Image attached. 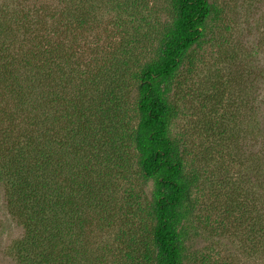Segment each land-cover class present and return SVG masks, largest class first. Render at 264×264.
I'll list each match as a JSON object with an SVG mask.
<instances>
[{
	"label": "rangeland",
	"instance_id": "rangeland-1",
	"mask_svg": "<svg viewBox=\"0 0 264 264\" xmlns=\"http://www.w3.org/2000/svg\"><path fill=\"white\" fill-rule=\"evenodd\" d=\"M210 1L217 15L208 19L205 36L190 53L192 63L185 61L170 92L175 107L170 136L179 141L185 172L195 175L190 193L193 209L182 221L188 252L185 264H264V0ZM171 3L172 0H0V47H5L8 57L13 53L19 57L18 47L26 50L31 37L58 42L69 26L63 49L52 54V62L62 63L70 47L76 54L68 62L78 72L93 65V55L118 53L125 47L144 61L153 56L164 28L172 20ZM59 11L71 14L72 20L59 17ZM25 13L29 31H25ZM56 65H48L50 75L42 77L44 84L54 81L56 75H64ZM79 79L80 76L73 81L75 86ZM59 83L63 86L62 81ZM31 84L32 87L27 82L17 95L0 86L1 162L9 164L10 154L24 142L17 138L24 137V133H42L52 145L51 151L55 150L46 168L48 175L66 192L69 186L74 191L70 181L73 168L68 169V160L74 155L68 145L59 149L53 140L56 137L52 129L62 124L48 121L49 107L43 113L44 109H33L30 103L22 102L34 96L38 100L40 86ZM53 88L46 86L47 90ZM70 93L76 95L73 88ZM86 93L93 95L94 90ZM130 113L134 124L133 107ZM24 150L27 152L23 156L30 161L36 149L29 146ZM23 156L12 164L24 162ZM59 156L66 160L63 169L59 165L63 161L56 160ZM131 159L130 172L114 176L111 194L105 196L109 212L114 214L111 223H103L104 211L98 214L96 209H89L86 213L93 224L85 225L78 235L65 234L62 243H84L92 257L105 255V264H112L108 247L115 241L118 226L131 220L136 231L146 234L145 212L140 211L145 219L132 216L129 208L125 214V201H130L126 190L143 207L154 181L141 179L136 158ZM32 161L39 159L35 156ZM6 179L3 173L0 264H22L14 245L25 229L21 218L10 212ZM131 211L138 212L135 208Z\"/></svg>",
	"mask_w": 264,
	"mask_h": 264
},
{
	"label": "trees",
	"instance_id": "trees-1",
	"mask_svg": "<svg viewBox=\"0 0 264 264\" xmlns=\"http://www.w3.org/2000/svg\"><path fill=\"white\" fill-rule=\"evenodd\" d=\"M171 5L172 20L164 28L153 56L144 61L125 47L122 52L93 55V65H85L87 69L78 72L68 62L76 54L70 47L62 63L52 62V54L63 49L69 26L58 42L46 37L41 42L31 37L26 50L18 47L19 57L15 53L8 57L5 47H0V54H5L0 55V86L13 95L20 94L27 82L31 87L32 82L37 88L40 86L37 101L34 96L33 100L29 97L22 102L30 103L33 109H44L43 113L46 108L51 109L48 121L62 124L52 129L56 137L53 140L60 145L59 149L68 145L74 155L68 160L71 163L68 169L73 168L70 181L75 189L69 186L68 192L53 183L46 171L55 150L51 151L52 145L42 133L27 132L17 138L18 142H24L10 154L9 164H3L0 158V178L3 173L7 175L4 183L10 212L21 218L25 229L14 245L22 264H105L106 256L92 257L84 243L75 246L73 242L64 244L61 239L65 234L78 235L85 225L93 224L86 213L89 209H96L98 214L104 211L103 223L105 226L111 223L114 214L109 212L105 196L111 194L114 176L130 172L131 156L136 158L141 179L154 181L143 207L126 190V199L130 201H125V214L128 215L129 208L132 216L139 219H145L146 215V234L136 231L131 220L118 226L115 241L108 247L111 263L185 264L188 252L183 242L182 221L193 209L190 193L195 175L185 172L179 141L170 136L175 110L170 92L185 61L191 62L190 53L205 36L207 21L217 15V8L210 0H172ZM58 14L72 20L71 14L63 11ZM24 18L25 31H29L27 13ZM56 63L55 68L64 75H56L54 81L44 84L42 77L50 75L48 65ZM78 76L81 79L75 86L73 81ZM46 86L54 88L47 90ZM72 88L76 95L70 96ZM90 90H94L93 95L86 93ZM29 146L36 150L29 153L32 159L27 161L23 155L27 152L24 148ZM22 156L24 162L12 164ZM35 156L39 161H32ZM56 160L63 161L59 163L61 168L66 164L64 157ZM91 206L94 208H88Z\"/></svg>",
	"mask_w": 264,
	"mask_h": 264
}]
</instances>
